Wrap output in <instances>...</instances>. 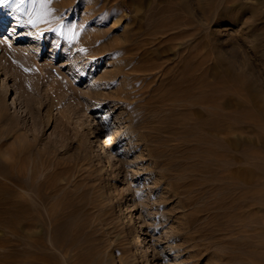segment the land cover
Here are the masks:
<instances>
[{
	"label": "rangeland",
	"instance_id": "1",
	"mask_svg": "<svg viewBox=\"0 0 264 264\" xmlns=\"http://www.w3.org/2000/svg\"><path fill=\"white\" fill-rule=\"evenodd\" d=\"M21 8L0 5V264H264V0Z\"/></svg>",
	"mask_w": 264,
	"mask_h": 264
},
{
	"label": "bare ground",
	"instance_id": "2",
	"mask_svg": "<svg viewBox=\"0 0 264 264\" xmlns=\"http://www.w3.org/2000/svg\"><path fill=\"white\" fill-rule=\"evenodd\" d=\"M237 7V6H236ZM22 54V56H23V60H27V57L26 56H24V54L23 53H20V55ZM236 76V75H235ZM8 79V78H7ZM6 83H7V81H6ZM1 84V83H0ZM2 87H3V85H2ZM12 89V88H11ZM8 90H9V88H8ZM14 92V91H13ZM208 103V102H207ZM229 104V103H228ZM227 105V104H226ZM218 106V105H217ZM222 116H224V114H222V113H218V117L219 118H222ZM224 117H232L231 115L230 116H224ZM234 118V117H233ZM218 124V123H217ZM219 129V128H218ZM214 133V132H213ZM109 137V136H108ZM104 138V137H103ZM112 138H113V136H112ZM114 139V138H113ZM115 141V140H114ZM101 144V143H100ZM112 144V141H110V139H107V137H106V139L104 140V143H102L101 145H102V149L104 150V148L105 147H108L109 145H111ZM100 146V145H99ZM101 147V146H100ZM108 149V148H107ZM101 151V150H100ZM102 152V151H101ZM103 153H106V152H103ZM113 154V153H112ZM115 155V154H114ZM110 156V155H109ZM115 157V156H114ZM110 159V158H109ZM244 172V171H243ZM250 175H251V170H250V168L248 167H246V170H245V172L243 173V181L244 182H249L250 180H251V178H250ZM240 178V177H239ZM249 185V184H248ZM21 192L22 193H26V189L25 188H21ZM20 196V195H19ZM22 196H23V194H22ZM3 202V201H2ZM7 203H8V201H7ZM6 204V203H5ZM4 213V212H3ZM2 213V214H3ZM6 213H8V211H7V209H5V213L4 214H6ZM26 214V213H25ZM141 226V225H140ZM141 230V229H140ZM142 232V231H141ZM139 234V233H138ZM139 236V235H138ZM139 238V237H138ZM140 240V239H139ZM145 240V239H144ZM141 241H143V240H141ZM145 242H146V240H145ZM137 243H139V242H137ZM141 243V242H140ZM143 245V244H142ZM65 246V245H64ZM138 246H141V244L140 245H138ZM73 248V247H72Z\"/></svg>",
	"mask_w": 264,
	"mask_h": 264
},
{
	"label": "snow or ice",
	"instance_id": "3",
	"mask_svg": "<svg viewBox=\"0 0 264 264\" xmlns=\"http://www.w3.org/2000/svg\"><path fill=\"white\" fill-rule=\"evenodd\" d=\"M25 2V0H18V2L14 3V0H0V5H8L10 7L14 6L16 9L23 10L21 5Z\"/></svg>",
	"mask_w": 264,
	"mask_h": 264
}]
</instances>
